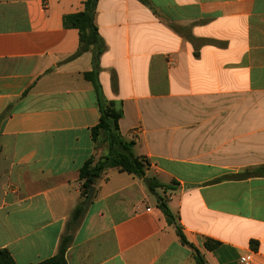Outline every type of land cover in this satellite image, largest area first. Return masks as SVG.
I'll return each mask as SVG.
<instances>
[{"label":"crops","instance_id":"1","mask_svg":"<svg viewBox=\"0 0 264 264\" xmlns=\"http://www.w3.org/2000/svg\"><path fill=\"white\" fill-rule=\"evenodd\" d=\"M86 2L0 0V251L38 264L69 237L67 264H264V177H240L264 167V0H98V83L150 167L105 171L74 218L104 152L93 56L64 26Z\"/></svg>","mask_w":264,"mask_h":264},{"label":"trees","instance_id":"2","mask_svg":"<svg viewBox=\"0 0 264 264\" xmlns=\"http://www.w3.org/2000/svg\"><path fill=\"white\" fill-rule=\"evenodd\" d=\"M97 2L98 0H87L83 12L64 17L65 27L74 28L79 31V52L92 53L93 70L85 74L84 77L94 85L101 114L99 124L92 129V138L97 148H100V144L106 143L109 149L108 153L103 155L96 163L94 159H90L82 167L80 171V180L82 181V189L86 201L75 210L73 213L74 218H79L84 214L86 205L89 203V190L96 185L105 171L117 169L120 172L128 173L138 178H145L146 172L150 167V160L146 157H136L133 155L130 145L124 141L120 134L119 122L123 116L122 105L116 104L113 101H107L103 97L101 87L98 83L100 60L106 50V46L100 38L95 24ZM240 177H264V167L248 171L244 176ZM146 182L152 191L158 187L164 188L163 185L156 183L152 178L146 179ZM159 207L166 216L168 223L175 226L176 234L181 242L183 244H188L182 229L180 226L176 225L175 219L163 199H159ZM69 244V237L64 238L58 254L38 264H67L65 255ZM218 245L219 243L208 240L205 247L207 250H214ZM194 260L196 264H206L205 260L196 249H194ZM0 264H15L8 251H0Z\"/></svg>","mask_w":264,"mask_h":264},{"label":"rangeland","instance_id":"3","mask_svg":"<svg viewBox=\"0 0 264 264\" xmlns=\"http://www.w3.org/2000/svg\"><path fill=\"white\" fill-rule=\"evenodd\" d=\"M130 145V147H132V144L131 143H128ZM100 148L103 149V155H105L106 153H108L109 149L107 147V144L106 143H102L100 144ZM132 149V148H131ZM132 154L133 155H136V151H133L132 149ZM157 194H159L160 196H164V192L162 190H157ZM154 201H156L157 199L154 197L152 198Z\"/></svg>","mask_w":264,"mask_h":264},{"label":"built area","instance_id":"4","mask_svg":"<svg viewBox=\"0 0 264 264\" xmlns=\"http://www.w3.org/2000/svg\"><path fill=\"white\" fill-rule=\"evenodd\" d=\"M100 156L97 155L95 158H94V162L96 163L98 160H99ZM241 263L242 264H250L249 260L247 258H241Z\"/></svg>","mask_w":264,"mask_h":264},{"label":"water","instance_id":"5","mask_svg":"<svg viewBox=\"0 0 264 264\" xmlns=\"http://www.w3.org/2000/svg\"><path fill=\"white\" fill-rule=\"evenodd\" d=\"M95 188L91 187L88 193V200H91L94 195Z\"/></svg>","mask_w":264,"mask_h":264}]
</instances>
